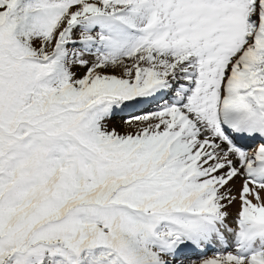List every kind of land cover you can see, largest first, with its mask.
<instances>
[{"label":"snow or ice","instance_id":"6c2138e0","mask_svg":"<svg viewBox=\"0 0 264 264\" xmlns=\"http://www.w3.org/2000/svg\"><path fill=\"white\" fill-rule=\"evenodd\" d=\"M262 193L264 0H0V264H264Z\"/></svg>","mask_w":264,"mask_h":264},{"label":"rangeland","instance_id":"374dc122","mask_svg":"<svg viewBox=\"0 0 264 264\" xmlns=\"http://www.w3.org/2000/svg\"><path fill=\"white\" fill-rule=\"evenodd\" d=\"M111 126H116V127H118V130H120V131H123V130H124V129H123L122 122L119 121V120L115 121L112 125H110V127H111ZM241 183H242V181L238 179V180L236 181L234 187H236V188L238 189ZM262 195H264V193H262ZM238 209H239V202H237L235 205H233V207H232L229 211H230V212L233 214V216H234V215L236 214V212L238 211Z\"/></svg>","mask_w":264,"mask_h":264}]
</instances>
